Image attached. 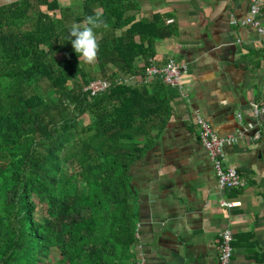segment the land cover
Listing matches in <instances>:
<instances>
[{
    "label": "trees",
    "instance_id": "16d2710c",
    "mask_svg": "<svg viewBox=\"0 0 264 264\" xmlns=\"http://www.w3.org/2000/svg\"><path fill=\"white\" fill-rule=\"evenodd\" d=\"M136 10L133 0L0 4V264H136L128 171L164 128L173 87L116 79H143L155 42L175 31ZM97 12L107 27L94 29L85 63L67 30ZM97 76L111 85L89 96Z\"/></svg>",
    "mask_w": 264,
    "mask_h": 264
},
{
    "label": "crops",
    "instance_id": "0c3cea01",
    "mask_svg": "<svg viewBox=\"0 0 264 264\" xmlns=\"http://www.w3.org/2000/svg\"><path fill=\"white\" fill-rule=\"evenodd\" d=\"M133 1L136 18L159 14L175 26L155 42L153 61L172 57L186 67L183 95L171 88L164 128L129 167L136 264H218V234L225 228L232 233L230 264H264V125L251 107L264 103V35L240 24L250 0ZM196 115L219 136L242 132L237 143L223 147V164L239 172L243 187H217ZM255 131L259 136L252 139Z\"/></svg>",
    "mask_w": 264,
    "mask_h": 264
},
{
    "label": "built area",
    "instance_id": "2783aa9c",
    "mask_svg": "<svg viewBox=\"0 0 264 264\" xmlns=\"http://www.w3.org/2000/svg\"><path fill=\"white\" fill-rule=\"evenodd\" d=\"M261 10L260 0H250V6L248 13L240 21V24L250 25L255 30L264 35V23L259 20ZM185 65L175 60V58L168 57L163 64H157L152 58L148 60V64L144 70V81H151L153 79L161 80L165 85L176 88L183 95L182 91V75L185 72ZM134 75H124L116 79L117 83L132 84L135 83L138 78ZM128 80H134L128 82ZM142 80V81H143ZM111 85V82L107 79L97 78L91 80L85 87L84 91L89 93V96H94L105 90ZM253 112L256 115L262 116V123L264 125V103H251ZM193 123L197 129L198 139L206 150L209 160L211 161L215 176L216 184L219 189H233L241 188L245 184L244 178L239 172L232 167H227L223 164L224 154L223 147L227 144L237 143L243 136L242 132L236 131L235 134L226 136H219L211 129L207 120L199 115H196L193 119ZM248 127H253V124H248ZM259 132L255 131L251 136L252 139H257ZM236 201H222V205L231 207L238 205ZM219 244H218V264H230V258L232 254L231 240L232 233L230 229H222L219 231Z\"/></svg>",
    "mask_w": 264,
    "mask_h": 264
},
{
    "label": "clouds",
    "instance_id": "9594fccd",
    "mask_svg": "<svg viewBox=\"0 0 264 264\" xmlns=\"http://www.w3.org/2000/svg\"><path fill=\"white\" fill-rule=\"evenodd\" d=\"M102 15L101 12H97L86 17L83 24L73 23L67 30V39H70L74 52L82 57L85 63H92L96 58L98 43L94 29L107 27Z\"/></svg>",
    "mask_w": 264,
    "mask_h": 264
},
{
    "label": "rangeland",
    "instance_id": "374dc122",
    "mask_svg": "<svg viewBox=\"0 0 264 264\" xmlns=\"http://www.w3.org/2000/svg\"><path fill=\"white\" fill-rule=\"evenodd\" d=\"M9 1H11V0H0V4H4V3H7ZM59 2H60L61 7L65 6V5H73L76 7L79 4V0H59ZM78 24H83V23H78ZM97 77L102 78L101 76H97ZM136 78H138V80L136 81L138 83H139V81L143 80L141 77H138V76ZM131 81H134V80H128V82H131ZM88 120H89V118H87L85 116H82L79 118V121L81 124H85ZM38 214H40V213H38ZM38 214L36 213V216ZM51 257L53 260H56L59 257V255L57 254V250L53 249L51 251Z\"/></svg>",
    "mask_w": 264,
    "mask_h": 264
}]
</instances>
